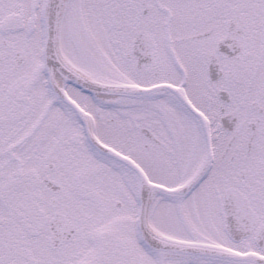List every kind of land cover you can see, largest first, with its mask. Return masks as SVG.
I'll return each instance as SVG.
<instances>
[{"label": "snow or ice", "instance_id": "obj_1", "mask_svg": "<svg viewBox=\"0 0 264 264\" xmlns=\"http://www.w3.org/2000/svg\"><path fill=\"white\" fill-rule=\"evenodd\" d=\"M0 264H264V0H0Z\"/></svg>", "mask_w": 264, "mask_h": 264}]
</instances>
